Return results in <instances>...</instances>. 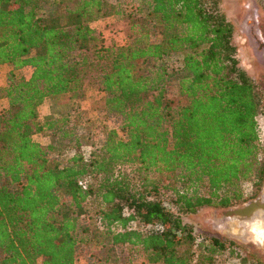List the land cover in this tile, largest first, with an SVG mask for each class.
<instances>
[{"label":"trees","instance_id":"1","mask_svg":"<svg viewBox=\"0 0 264 264\" xmlns=\"http://www.w3.org/2000/svg\"><path fill=\"white\" fill-rule=\"evenodd\" d=\"M110 16L127 20L124 44L90 26ZM236 54L218 0H0V264H215L235 250L184 216L264 180V87ZM87 85L110 125L81 108Z\"/></svg>","mask_w":264,"mask_h":264},{"label":"rangeland","instance_id":"2","mask_svg":"<svg viewBox=\"0 0 264 264\" xmlns=\"http://www.w3.org/2000/svg\"><path fill=\"white\" fill-rule=\"evenodd\" d=\"M221 10L225 13L228 20L234 27V43L236 45L237 58L239 65L247 74L259 85L264 87V5L259 0H218ZM90 26L99 34L106 46L112 44H124L128 34L127 20L118 16H110L94 20ZM262 28V29H261ZM182 54L176 53L168 58L170 64L178 66ZM10 66L0 64V88L7 83V76ZM31 69L22 68L16 72L17 76L29 77ZM104 94L94 86L87 85L83 95L78 98V102L84 109L89 118L99 127L110 125V121L103 116L100 107L103 104ZM264 103V100H263ZM51 101L46 99L38 107V116L42 120L50 111ZM6 106L5 98L0 97V110ZM260 143L264 145V114L256 118ZM33 139L41 145L49 142L48 132L35 133ZM91 148L83 146L82 152L86 155ZM264 181V180H263ZM262 181V183H263ZM261 183V184H262ZM260 187H255L252 183L246 182L243 185L245 200L228 207H209L205 206L198 209L195 213L184 216V221L193 226L195 234L201 232H211L235 242L237 248L232 250L225 248L220 251L215 264H264V246L259 247L252 241H241L223 232L221 228L222 211L226 208H233L242 205L246 201L256 196H261ZM264 198V196L262 197ZM254 222L250 225V232L253 239H260L264 235L263 226ZM256 228L253 231L252 228ZM200 240V237L197 238ZM244 242V243H243Z\"/></svg>","mask_w":264,"mask_h":264},{"label":"flooded vegetation","instance_id":"3","mask_svg":"<svg viewBox=\"0 0 264 264\" xmlns=\"http://www.w3.org/2000/svg\"><path fill=\"white\" fill-rule=\"evenodd\" d=\"M263 184V183H262ZM262 184L260 187V191H262ZM260 196H256L253 199H250L249 201H246L242 205H236L233 208H226L222 211V220H221V228L224 233L231 235L232 237H235L237 240L241 241H252L259 247L264 246V235L261 236L260 239L256 240L251 238L252 233L250 232V225L258 218L260 217L261 226H263L264 230V209H259L258 211L254 212L250 216H237L235 214H232L231 216H227L228 210H233L236 208L243 207L246 203L251 202L253 200L259 199ZM261 200L264 202V198L261 197ZM234 221V222H233ZM244 243V242H243Z\"/></svg>","mask_w":264,"mask_h":264},{"label":"water","instance_id":"4","mask_svg":"<svg viewBox=\"0 0 264 264\" xmlns=\"http://www.w3.org/2000/svg\"><path fill=\"white\" fill-rule=\"evenodd\" d=\"M263 196H264V181L262 184V194L259 199L248 202L241 208L228 210L227 216H231L232 214H235L237 216H250L259 209H264V202L263 200H261V197Z\"/></svg>","mask_w":264,"mask_h":264},{"label":"bare ground","instance_id":"5","mask_svg":"<svg viewBox=\"0 0 264 264\" xmlns=\"http://www.w3.org/2000/svg\"><path fill=\"white\" fill-rule=\"evenodd\" d=\"M234 222V221H233ZM255 224H258L259 225V221H254ZM253 231H256V228H252Z\"/></svg>","mask_w":264,"mask_h":264}]
</instances>
